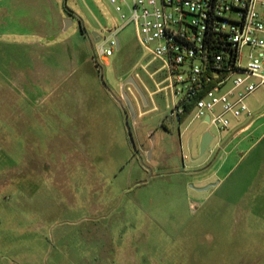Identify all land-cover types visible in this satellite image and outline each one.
<instances>
[{
	"label": "rangeland",
	"instance_id": "374dc122",
	"mask_svg": "<svg viewBox=\"0 0 264 264\" xmlns=\"http://www.w3.org/2000/svg\"><path fill=\"white\" fill-rule=\"evenodd\" d=\"M166 78L109 0H0V264H264V88L197 159Z\"/></svg>",
	"mask_w": 264,
	"mask_h": 264
},
{
	"label": "built area",
	"instance_id": "2783aa9c",
	"mask_svg": "<svg viewBox=\"0 0 264 264\" xmlns=\"http://www.w3.org/2000/svg\"><path fill=\"white\" fill-rule=\"evenodd\" d=\"M109 2L122 27L133 25L140 46L162 60V89L173 91L171 116L179 124L201 119L195 132L205 125L203 134L251 117L247 99L264 88V0ZM108 32L97 46L105 62L118 45V30Z\"/></svg>",
	"mask_w": 264,
	"mask_h": 264
},
{
	"label": "water",
	"instance_id": "95a60500",
	"mask_svg": "<svg viewBox=\"0 0 264 264\" xmlns=\"http://www.w3.org/2000/svg\"><path fill=\"white\" fill-rule=\"evenodd\" d=\"M68 21H71V19H68ZM95 34H98V33L94 32L93 35L95 36ZM117 42H118L117 49H119L120 48L119 39L117 40ZM128 84H131L135 88L137 93L143 98V100L145 101L146 104L148 102H147V97H146L143 89L141 88V86L137 82V80H135V78L133 76H130L126 80L125 85L122 86V93H123L122 99L124 101V109L126 110V124H127V128L129 130V135H130V138H131L132 143H133L134 148H135V142H134V138H133V134H132V127L136 126L137 119H138V114H137L136 105H135L133 99L125 91V86L128 85ZM129 118L131 120L130 121L131 124H130V122L128 120ZM207 121H208V119H207ZM214 140H215V135L211 131H206V132L203 133V135L201 136V139H200V146H199L200 157L199 158H203V156L207 153L208 148L214 142ZM191 146H192V139L189 140V148L190 149H191ZM211 186H214V185H211ZM210 187H206V188H202V189H198V190L199 191H206Z\"/></svg>",
	"mask_w": 264,
	"mask_h": 264
},
{
	"label": "crops",
	"instance_id": "0c3cea01",
	"mask_svg": "<svg viewBox=\"0 0 264 264\" xmlns=\"http://www.w3.org/2000/svg\"><path fill=\"white\" fill-rule=\"evenodd\" d=\"M96 33H98V32H96ZM99 34V35H98ZM98 34H95V36H94V39L96 40V44L98 45L100 42H101V40H102V36H101V33H98ZM1 77H2V79H3V81H5V76L4 75H1ZM5 84V83H4ZM162 89V88H161ZM3 93H5V90L3 89ZM151 96H153V94H154V92H150L149 93ZM114 97V99H115V102L116 103H118L117 105L119 106V108L121 109V111H122V114L126 117V115H125V113H124V111H123V108H122V104H121V102L120 101H118L117 100V98L115 97V96H113ZM6 97L5 96H3L1 99H0V102H6V99H5ZM222 165L223 164H220V167H219V169L222 167ZM215 166V165H214ZM211 178V177H210ZM210 179L209 178H205L204 180H203V183H206L207 181H209Z\"/></svg>",
	"mask_w": 264,
	"mask_h": 264
},
{
	"label": "flooded vegetation",
	"instance_id": "af4514ba",
	"mask_svg": "<svg viewBox=\"0 0 264 264\" xmlns=\"http://www.w3.org/2000/svg\"><path fill=\"white\" fill-rule=\"evenodd\" d=\"M71 18H73V17H64L63 19V21L65 22V24H67V23H69L70 21H68V19H71ZM93 35V34H92ZM93 37H94V35H93ZM122 108H123V111H124V113H125V115H126V110L124 109V105H122ZM182 134V133H181ZM181 134H180V137H181ZM151 135V134H150ZM203 134H201V136H202ZM190 139H192V146H191V149L189 148V140ZM194 135L193 136H189V138H188V140H187V147H188V149H189V151H191L192 150V148H193V145H194ZM201 139V138H200ZM180 140H181V138H180ZM208 150H209V148H208ZM208 152V151H207ZM205 156V155H204ZM203 156V157H204ZM200 157V150H199V156H198V158L197 159H200L199 158ZM190 158H189V156L187 157V158H185V157H183V162L185 163V161L186 160H189ZM192 161H195V159H192Z\"/></svg>",
	"mask_w": 264,
	"mask_h": 264
}]
</instances>
